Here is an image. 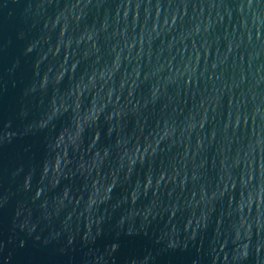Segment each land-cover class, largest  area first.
<instances>
[{
  "label": "water",
  "instance_id": "water-1",
  "mask_svg": "<svg viewBox=\"0 0 264 264\" xmlns=\"http://www.w3.org/2000/svg\"><path fill=\"white\" fill-rule=\"evenodd\" d=\"M0 264H264V0H0Z\"/></svg>",
  "mask_w": 264,
  "mask_h": 264
}]
</instances>
